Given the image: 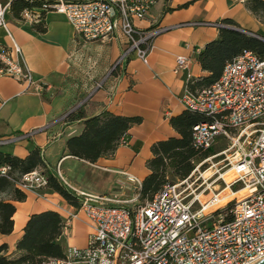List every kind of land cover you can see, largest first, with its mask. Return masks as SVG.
I'll use <instances>...</instances> for the list:
<instances>
[{
    "label": "built area",
    "instance_id": "2783aa9c",
    "mask_svg": "<svg viewBox=\"0 0 264 264\" xmlns=\"http://www.w3.org/2000/svg\"><path fill=\"white\" fill-rule=\"evenodd\" d=\"M13 1L0 4V29H7L6 14ZM25 1L32 7L20 13L22 23L35 25L42 13L55 12L71 25L77 42H103L115 35L124 39L125 48L112 70L123 66L133 53L147 63L153 41L168 30L142 31L134 26V21L148 16L155 0ZM197 26L227 27L220 22L177 27ZM21 55L12 39L10 47H0V75L25 86L22 94L53 98L54 90L33 80ZM188 64L189 59L177 57L173 71H186ZM102 85L98 83L94 91ZM179 103L183 110L203 118L192 128L194 150L207 152L221 142L226 146L194 163L185 179L166 185L142 206L127 205L137 200L142 184L127 172H119L124 180L107 195L79 193L80 206L64 211L62 234L84 215L90 227L87 247L68 248L62 258L42 264H255L264 259V57L244 51L211 86L195 92L185 89ZM34 134L0 137V149L26 142ZM204 165L211 171L207 178ZM8 171L2 167L0 176L22 193L40 196L47 189V178L39 170L19 179L9 177ZM227 171L233 175L230 182L224 179ZM54 175L67 187L58 169ZM126 186L132 187L133 198L121 201ZM240 190L246 195L230 198ZM218 204L223 205L213 209Z\"/></svg>",
    "mask_w": 264,
    "mask_h": 264
},
{
    "label": "crops",
    "instance_id": "0c3cea01",
    "mask_svg": "<svg viewBox=\"0 0 264 264\" xmlns=\"http://www.w3.org/2000/svg\"><path fill=\"white\" fill-rule=\"evenodd\" d=\"M9 0H6V4ZM248 0H155L148 16L134 21L142 31L157 27L168 30L153 41V49L144 63L135 53L121 67L112 70L125 48V41L115 35L95 43L77 42L71 25L63 15L48 12L44 16L45 31L22 23L9 11L7 29H0V47H10L14 40L22 51L21 59L31 71L33 80L51 87L55 96L22 94L25 86L0 75V137L35 131L26 142L0 149L20 159L38 149L43 159L42 173L55 174L57 169L65 185L76 195L103 196L113 192L123 181L119 172H127L141 183L149 175L146 167L152 158L151 147L172 137L176 132L169 123L183 108L179 97L188 82L207 76L196 61V55L217 39L219 29L213 26L177 27L191 22L222 23L230 20L238 31L260 38L264 24L247 9ZM0 4H2L0 0ZM2 4V5H4ZM223 24V23H222ZM189 59L186 71L175 73V59ZM103 82L102 88L94 91ZM77 110L84 119L109 112L120 117H137L140 124L128 131V143L94 164L67 156L66 142L82 133V121L67 123L66 116ZM25 200L12 202L15 213L13 230L0 234L5 256L15 254V246L32 215L52 211L65 217L73 207L57 193L47 189L25 192ZM90 227L84 215L62 234L59 244L68 248L87 247Z\"/></svg>",
    "mask_w": 264,
    "mask_h": 264
},
{
    "label": "trees",
    "instance_id": "16d2710c",
    "mask_svg": "<svg viewBox=\"0 0 264 264\" xmlns=\"http://www.w3.org/2000/svg\"><path fill=\"white\" fill-rule=\"evenodd\" d=\"M38 6L33 5L35 8ZM28 7L32 6L27 1L16 0L11 3L10 10L17 20H20V13ZM246 7L264 24V0H248ZM44 16L42 13L36 27L39 32L45 31ZM221 22L227 27L220 28L217 39L208 43L196 55V61L207 76L188 82L187 89L191 92L214 84L222 75L224 67L244 51L264 57V42L239 32L238 26L228 19ZM78 120H83L84 129L80 135L67 140V156L91 164L100 158L111 156L119 146L126 145L129 129L141 122L137 117H120L106 111L84 119L83 115L75 110L65 118L67 123ZM201 122L203 118L200 115L186 110L169 119L177 137L160 141L151 147L152 158L146 164L149 175L142 181L138 191L141 200L151 201L166 185L185 179L193 170L194 163L214 153L213 149L198 152L192 147V128ZM2 167L9 168L7 175L12 179H19L45 168L38 149L32 150L24 159L0 152V169ZM44 175L49 192L57 193L72 207L80 206L75 194L63 186L55 175L48 172ZM1 194L10 195L13 203L25 200L24 193L14 188L13 183L3 176H0ZM13 203L0 200L1 235H9L13 230ZM62 228V218L55 212L46 211L32 215L23 230V236L15 246V254L5 256L7 247L0 246V264H42L48 259L62 258L64 252L59 244Z\"/></svg>",
    "mask_w": 264,
    "mask_h": 264
},
{
    "label": "rangeland",
    "instance_id": "374dc122",
    "mask_svg": "<svg viewBox=\"0 0 264 264\" xmlns=\"http://www.w3.org/2000/svg\"><path fill=\"white\" fill-rule=\"evenodd\" d=\"M5 1L6 0H1V2H2V4H4L5 3ZM260 36V38L262 39V40H264V35H259ZM262 42H264V41H262ZM226 146V143L225 142H221V143H219L214 149H213V152H218V151H220L221 149H223L224 147ZM207 167V165H204L203 167H202V169H204V168H206ZM209 169L208 168H206L205 169V173L203 174L204 175V177L205 178H207V177H209L210 175H211V171H208ZM15 177V176H14ZM218 185L219 186H221V184L220 183H218ZM64 186V185H63ZM8 194H9V192H8ZM8 194H6V195H8ZM133 198V190H132V187H129V186H126L125 188H124V191H123V193H122V196L119 198L121 201H127V200H131ZM8 199V197H6V196H4V198H2V197H0V200H7ZM146 202H148V201H145V200H141L139 197L137 198V200L136 201H133L132 203H129V204H127V205H140V206H142V205H144Z\"/></svg>",
    "mask_w": 264,
    "mask_h": 264
},
{
    "label": "bare ground",
    "instance_id": "6f19581e",
    "mask_svg": "<svg viewBox=\"0 0 264 264\" xmlns=\"http://www.w3.org/2000/svg\"><path fill=\"white\" fill-rule=\"evenodd\" d=\"M224 179H225L227 182H230V181L233 180V175H232L231 171H227V172L225 173V175H224ZM245 195H246V191H245V190H240V191H238V192H236V193H233V194L230 196V198H231V197H234V198L240 199V198H242V197L245 196ZM221 205H223V204H218V205L215 206L213 209H217V208L220 207Z\"/></svg>",
    "mask_w": 264,
    "mask_h": 264
},
{
    "label": "water",
    "instance_id": "95a60500",
    "mask_svg": "<svg viewBox=\"0 0 264 264\" xmlns=\"http://www.w3.org/2000/svg\"><path fill=\"white\" fill-rule=\"evenodd\" d=\"M259 40L264 41V40H262V39H259ZM255 264H264V259H262V260L256 262Z\"/></svg>",
    "mask_w": 264,
    "mask_h": 264
}]
</instances>
